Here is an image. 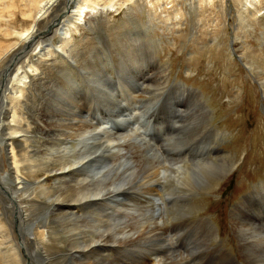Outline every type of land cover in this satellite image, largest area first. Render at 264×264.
I'll list each match as a JSON object with an SVG mask.
<instances>
[{
    "label": "rangeland",
    "instance_id": "1",
    "mask_svg": "<svg viewBox=\"0 0 264 264\" xmlns=\"http://www.w3.org/2000/svg\"><path fill=\"white\" fill-rule=\"evenodd\" d=\"M37 1L0 0L1 78L6 76L9 67L13 68L11 58L23 45L17 33L31 23V14ZM64 1H58L48 11L49 14L37 22L38 37L29 43V47H34L33 50L23 54L14 66L12 72L17 73L18 77L26 74L25 86L12 80L11 90L20 87L22 91L19 92L23 93L15 101L18 105L16 110L20 107L19 111L31 117L29 122H35L28 110L32 108L39 111L52 107V98L47 94L52 92L51 85H55L52 90L61 92L60 84L64 80L61 70L64 69L75 73V76H70L71 79L68 77L70 82L66 81L70 90L74 84L71 93L78 102L74 105L82 111H89L93 115L91 118L96 117L93 112L104 114L116 109L117 113L134 108L144 111L146 119H150V107L156 105L157 97L164 91V99L159 102L164 113L154 115L150 122L154 126L161 123L162 133L160 139H156L159 143H149L154 146L171 144L170 148L179 143L184 144L178 153H167L169 158H187L188 162L200 161L205 156L212 160L224 156L231 168L221 180L216 178L208 182L209 179L197 178L199 190L189 192L188 196L166 197L165 232L180 251L190 245L185 238H181V241L177 239L179 232L185 234L187 241H198L196 247H191L192 254L197 255L198 259L205 255L202 243L209 244V238L202 230L209 224L216 233L211 243L233 254L238 264H245L240 258L238 237L231 226V210L244 200L250 205H264V95L256 79L258 71L262 73L259 78H264V0H84L81 5L86 8L80 19H72L71 37L65 40L66 50L75 62L67 61L65 54L55 49L61 28L70 18L69 11L64 13L71 5H68L67 0ZM58 18L59 22L55 24ZM51 23L55 25L46 33ZM135 35L138 40L123 41V38H133ZM9 44L15 48L6 53V48L12 47ZM155 46L156 50H153ZM127 49L128 52L132 51L128 59L124 58ZM152 51L155 52L151 54ZM234 51H244L243 55L250 59L247 65L251 69ZM47 52L49 54L41 55ZM163 68L168 71L164 84L160 72ZM89 69L101 72L98 83L109 94L108 97L111 96L107 100V107L101 105L97 91L92 89L93 83L88 82L86 72ZM12 75L14 77V73ZM177 80L192 86L190 91L200 93V99L192 94L190 98L184 95L176 107L186 108V111L173 115L168 112L170 107L167 105L175 88L166 86ZM180 86L184 91L182 85H178L177 89ZM130 87H136L137 92ZM200 102L207 107L208 113L200 107ZM174 119L177 127L171 129L170 123ZM30 131V144L35 145L33 139H37L42 132L36 124H32ZM73 143V147H76L77 142ZM208 143L209 146H215L216 150L202 152L201 149L206 150ZM183 161L187 162L185 159ZM164 187L161 185V192L165 190ZM22 205L26 210L28 225L37 223L40 228L49 229L48 224L42 226V214L46 211L28 203ZM178 207L184 211V216L180 215ZM0 213L3 218L6 217L1 209ZM259 220L253 219L254 222ZM181 221L185 223L177 224ZM60 237L64 239L63 233L55 228L49 240L46 236L44 238L43 253L50 264H67V250L59 243L58 239L63 241ZM2 239L0 233V242ZM110 254L113 255L114 251ZM142 256L140 252L133 251L124 253L123 260L127 264H139L144 258ZM23 257V263L29 264V260ZM0 264H4L1 259Z\"/></svg>",
    "mask_w": 264,
    "mask_h": 264
},
{
    "label": "bare ground",
    "instance_id": "2",
    "mask_svg": "<svg viewBox=\"0 0 264 264\" xmlns=\"http://www.w3.org/2000/svg\"><path fill=\"white\" fill-rule=\"evenodd\" d=\"M58 1L60 0L36 2L31 14V23L17 33L19 42L23 45L11 58L10 63L13 68L9 67L6 76L0 77V189L2 190L0 209L6 215L3 218L0 213L2 219L0 233L3 236L0 242L2 262L24 264L23 256H25L29 264H50L43 253L44 238L46 236L49 240L52 230L58 228L64 236V239L60 237L63 241L59 239L58 241L66 247L67 264H127L123 260V254L133 251L140 252L142 257L147 253L143 260L138 262L139 264H208V262L238 264L233 254L211 243L216 233L209 224L202 228L209 238V244L202 243L205 255L198 259L197 255L192 254L191 248L196 247L198 241H187L185 234L179 232L177 239L185 238L186 243L190 245L180 251L170 239V235L165 232L164 223L167 219L165 198L185 197L189 192L199 190L197 178L209 179L208 182L216 178L223 179L231 170L224 156L213 160L205 156L200 161L189 162L187 158H169L168 151L178 153L185 145L179 143L171 148V144L151 145L149 140L146 141L138 131L140 127L148 131L149 128L145 126L148 124L144 125L135 119L136 114L140 119L146 118L145 113L134 108L126 112L120 110L117 113H115L116 109L104 114L100 111L93 112L96 117L91 118L93 115L89 111H82L80 107L74 105L78 103L77 98L71 93L74 84L70 90V85L66 81L70 82V76H75V73L68 69L61 70L64 79L61 81V77L59 78L61 92L52 90L55 85H51L52 92L47 94L52 98L50 99L52 107L39 111L32 108L28 110L35 118L32 124H36L38 130L42 132L37 139H33L35 145L30 144L32 124L29 118L31 117L28 118L19 111L20 107L16 110L18 105L15 101L22 96L23 93L19 92L22 90L20 87L11 90L14 81L25 84L26 74L18 77L17 73L12 71L18 59L34 48L28 45L38 37L37 22L41 21ZM83 1L67 0L71 8L67 7L64 14L69 11L70 18L65 21L60 37L55 41V49L65 54V59L70 62L74 60L66 50L65 40L71 37L72 19H80L86 8L81 5ZM58 22L59 18L55 24ZM53 23L47 26L46 33L54 27ZM135 37L137 36L123 38V41L131 39L134 42L138 38ZM13 47L10 49L7 47L6 53ZM152 49L156 50V46ZM154 52L152 51L151 54ZM235 53L239 54L244 64L250 62V59L243 55L244 51ZM46 54L49 53H41V55ZM131 54L132 51L128 52L127 49L124 58L128 59ZM232 55L239 60L236 54L232 53ZM89 70L86 72L88 82L93 83L92 89L97 91L101 105L107 107V100L111 99V96L109 98V94L105 93L98 83L101 72L95 69ZM160 72L164 84L168 71L163 68ZM259 75H262L260 71L255 77L264 95V78H259ZM131 89L136 91V87ZM190 94L195 97L200 95L194 90H191ZM77 95L79 96V93ZM148 99L150 101V98ZM134 100L137 101L135 98ZM200 107L208 113L204 103L200 102ZM202 112L205 114L204 111ZM73 142H77L76 147H73ZM209 144L205 147L206 150L203 148L201 151L216 150L215 146ZM184 159L187 162H184ZM161 185L165 186L164 193L161 192ZM262 189L264 190V186ZM24 203L46 211L42 214L44 219L42 226L48 224L49 229L44 230L37 223L30 225L26 223V210L22 205ZM178 209L180 215L184 216V211L180 207ZM231 211V226L238 237L237 246L242 262L264 264V205L261 207L256 204L250 205L244 200L235 205ZM253 219L260 220L254 222ZM183 223L185 222L181 221L177 224ZM111 251H114L113 255L110 254Z\"/></svg>",
    "mask_w": 264,
    "mask_h": 264
},
{
    "label": "water",
    "instance_id": "3",
    "mask_svg": "<svg viewBox=\"0 0 264 264\" xmlns=\"http://www.w3.org/2000/svg\"><path fill=\"white\" fill-rule=\"evenodd\" d=\"M28 46H26V48H28ZM176 100H182V94L178 93L176 96ZM167 106L172 107V101L171 100H169V104ZM263 112H264V110H263Z\"/></svg>",
    "mask_w": 264,
    "mask_h": 264
}]
</instances>
